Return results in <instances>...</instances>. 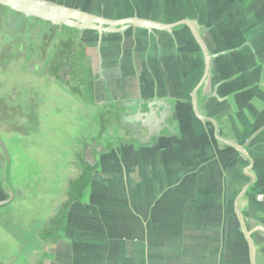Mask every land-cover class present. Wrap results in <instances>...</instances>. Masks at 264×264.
I'll return each mask as SVG.
<instances>
[{
	"label": "crops",
	"instance_id": "0c3cea01",
	"mask_svg": "<svg viewBox=\"0 0 264 264\" xmlns=\"http://www.w3.org/2000/svg\"><path fill=\"white\" fill-rule=\"evenodd\" d=\"M198 9L167 21L197 24L213 86L188 84L203 58L186 25L163 40L158 33L150 56L164 67L168 90L178 83L176 138L133 148L122 139L95 172L81 155L80 185L48 243L24 252L28 242L11 236L24 250L0 254V264H264V0H200ZM186 51L192 58L182 62ZM195 90L199 113L217 129L193 113ZM216 130L244 154L217 141ZM6 188L0 180V203Z\"/></svg>",
	"mask_w": 264,
	"mask_h": 264
},
{
	"label": "flooded vegetation",
	"instance_id": "af4514ba",
	"mask_svg": "<svg viewBox=\"0 0 264 264\" xmlns=\"http://www.w3.org/2000/svg\"><path fill=\"white\" fill-rule=\"evenodd\" d=\"M42 1L86 13L106 23H114L115 26L108 27L104 23L103 27L109 28V31H102L99 34L96 30L78 31L69 27L55 29L54 26L40 24L37 20L38 25L34 22L30 24L25 20L26 25L28 24L31 28L29 36L37 35L33 48L29 52L24 51L26 56H29L25 71L32 72L36 67L41 66L37 76L42 70L40 75L47 79L46 84L53 83L59 88L61 94H72L81 99H89L92 106L106 107L108 110L104 118L105 127L110 118L113 122L109 124L118 127L120 134L110 143L101 146L97 139H94L85 144L81 163L88 168L91 167L95 172L99 164H96V160H104L103 157L109 160L107 155H113L114 146L120 144L122 139L133 148L153 145L157 147L161 140L176 138L175 126H178L180 122L181 110L180 101L177 99L180 94L178 83L177 87L173 86L168 90L163 82L167 75L164 67H160L156 60L150 61V56L155 54V47L160 42L156 35L162 34L163 40L166 31L152 28L149 30L141 27V23L150 21L161 26L176 24L181 21L171 23L167 20L170 17L195 14L199 11L200 0ZM22 18V15L17 12L0 5V33L11 35L12 31H17V25L22 26L24 19ZM114 28L122 29V31H114ZM4 37L2 36L3 40ZM11 42L13 41L8 42L5 50L0 51V72L6 69L4 54L8 53V49L12 52V47L16 46L15 43L11 45ZM22 48L23 45L19 46L18 51H13L12 56L21 58ZM170 52L173 53L172 50ZM200 54L203 58L200 76L195 77L192 72L188 74L190 76L188 84L197 81L195 86L201 84L205 72L204 55L201 49ZM181 57L182 62L189 60L192 58V52H183ZM171 71L175 72L177 77L179 69L175 68ZM169 73L172 74V72ZM211 77V70H209V75L205 78V89L206 85L213 86L214 80H210ZM192 93L189 100L191 108ZM4 109V107L0 108V115L6 121V117L9 116ZM9 112L14 117L21 118L23 115L20 109H11ZM1 122L0 120V124ZM101 123H104L103 120ZM107 145L113 147L109 149L106 148ZM106 152L108 154H105Z\"/></svg>",
	"mask_w": 264,
	"mask_h": 264
},
{
	"label": "rangeland",
	"instance_id": "374dc122",
	"mask_svg": "<svg viewBox=\"0 0 264 264\" xmlns=\"http://www.w3.org/2000/svg\"><path fill=\"white\" fill-rule=\"evenodd\" d=\"M33 22L39 24L35 19L28 23ZM30 31L28 24H18L11 35L0 33V51L11 40V45L16 44L14 52L23 45L21 58L12 56L13 51L8 49L3 58L6 69L0 72V108L5 112L20 109L23 114V119L5 115L6 121L0 115V140L9 158L6 173L7 156L0 148V180L8 190L9 183L14 193L11 202L0 206V227L7 230L4 234L0 230V254L8 257L24 250L11 236L18 242H28L24 252L37 246L41 249V241L48 243L47 232L57 223L58 210L72 200L71 193L80 185L78 169L84 145L97 139L103 146L120 134L116 125L109 124L111 118L105 127L106 107L61 94L53 83L46 84L47 79L40 75L42 70L37 76L41 66L25 71L29 57L25 52L37 40L36 34L29 36Z\"/></svg>",
	"mask_w": 264,
	"mask_h": 264
},
{
	"label": "water",
	"instance_id": "95a60500",
	"mask_svg": "<svg viewBox=\"0 0 264 264\" xmlns=\"http://www.w3.org/2000/svg\"><path fill=\"white\" fill-rule=\"evenodd\" d=\"M0 5L7 7L11 11L17 12L25 16L26 18H35L39 19L45 22H49L52 26H57V27H69V28H75L78 31H83V30H96L99 32V34L103 31H109V28H104L103 24L106 23L100 18H96L93 16H90L86 13H80L62 6H58L52 3H48L47 1H42V0H0ZM114 23H106V26H114ZM141 27L147 28V29H156V30H164L167 32H171L176 25H186L189 27L191 30V33L193 34L196 42L198 43L203 55H204V63H205V72H204V78L201 84L199 85L198 89H204L205 86V78L209 75V70L211 68V57L208 54L206 47L204 43L201 40L200 37V31L195 24V22H190V21H181L173 25H163L161 26L158 23L150 22V21H142ZM115 27V26H114ZM114 31H122V29H113ZM112 31V30H111ZM196 92L195 90L192 93V110L195 114V116L205 122L209 121L211 122L215 128L216 123L212 119H207L204 115L200 114L197 108V103H196ZM217 131V130H216ZM220 132H216L215 134V139L235 150H237L240 154H244V149L238 147L234 142L228 141V140H222L220 138ZM0 148L3 150L4 155L7 156L6 158V173L8 171V166H9V158H8V153L4 145L2 144L0 140ZM8 188H9V198L0 203V205H4L9 203L12 200L13 197V190L9 186L8 183ZM237 209V208H236ZM238 211V210H237Z\"/></svg>",
	"mask_w": 264,
	"mask_h": 264
},
{
	"label": "trees",
	"instance_id": "16d2710c",
	"mask_svg": "<svg viewBox=\"0 0 264 264\" xmlns=\"http://www.w3.org/2000/svg\"><path fill=\"white\" fill-rule=\"evenodd\" d=\"M18 14H20V13H18ZM20 15H22V14H20ZM22 17L24 18V19L22 18L23 19L22 20L23 21V23H22L23 25H26L25 20L29 21L30 19H35V18H26L23 15H22ZM35 20H37L40 24H45V25H48V26H52L49 22H45V21H42V20H39V19H35ZM54 27L56 29L57 26H54ZM62 28H65V27H61V28L59 27V29H62ZM9 114L12 115L10 112H7L8 116H9ZM10 125L12 126V123H10ZM8 126H9V124H8Z\"/></svg>",
	"mask_w": 264,
	"mask_h": 264
}]
</instances>
